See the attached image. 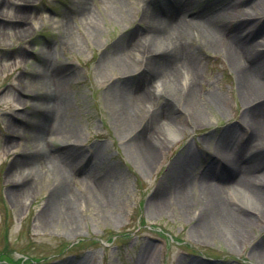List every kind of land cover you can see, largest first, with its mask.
<instances>
[{
    "label": "rangeland",
    "instance_id": "obj_1",
    "mask_svg": "<svg viewBox=\"0 0 264 264\" xmlns=\"http://www.w3.org/2000/svg\"><path fill=\"white\" fill-rule=\"evenodd\" d=\"M255 1L232 0L246 7ZM230 2L207 3L216 14ZM143 6L144 0H0V264H264V220L250 212L252 207L234 208L248 221L247 236L234 241L221 223L213 235H194L200 209L184 210L178 201V162L189 147L199 162L187 179L201 200L200 182L207 176L214 183L225 181L223 199L236 201L237 190L231 189L236 174L216 166L215 159H222L217 142L242 148L241 159L255 152L245 154L256 144L246 142L250 130L243 115L248 108L263 118L264 104H243L240 76L223 51L188 45L200 73L198 90L221 100L202 106L203 123L190 118L181 101L168 100L164 80L150 73L147 86L154 85L152 95L160 90L153 97L158 107L170 110L168 123L162 120L159 137L143 132L153 99L139 105L141 119L133 128L124 127L121 96L139 91L145 67L135 44L141 39L149 52L145 57L167 49L145 32L150 25ZM158 8V3L149 6L147 14ZM246 10L263 25L248 41L262 42L264 10L259 15ZM235 15L224 24L226 30L245 18ZM94 21L97 28L90 32L83 23ZM126 50L134 72L124 75L116 62ZM163 58H157L156 70ZM51 66L68 78L65 85L51 86L66 102L46 120L36 96L46 92L41 77ZM142 145L154 153L149 163L135 153ZM37 152H44L49 163L32 162ZM247 163L258 166L261 159ZM56 165L71 178L65 194L70 221L61 216L64 188L53 174ZM257 173L264 178V169ZM93 183L107 189L103 199Z\"/></svg>",
    "mask_w": 264,
    "mask_h": 264
},
{
    "label": "bare ground",
    "instance_id": "obj_2",
    "mask_svg": "<svg viewBox=\"0 0 264 264\" xmlns=\"http://www.w3.org/2000/svg\"><path fill=\"white\" fill-rule=\"evenodd\" d=\"M230 1L229 5L223 6L216 14H211L212 6L207 3L208 0H156L159 8L150 14H147L149 6H143L144 19L150 25L148 29H144L145 32L151 35L154 41L164 42L167 49L154 50L155 57H145V54L149 52L144 43L140 41L141 39L135 44L134 48L137 47L135 50H137L138 55L143 56L145 67L142 72H139L141 82L138 83V86L141 87L139 91L134 92L131 96L128 95V97L124 95L123 98V95L121 96V101L124 104L122 121H124L126 130L129 131L134 127L135 121L141 119L139 105L143 102L145 104L153 102V95L158 91L155 89L153 95L150 93V88L154 86L150 84L147 86L149 80L146 75L150 73L157 75L159 80H164V82H161V87L163 86L162 92H166L168 100L181 101L182 110L189 111L190 118L197 123H203L206 120L202 106L207 104L212 106L221 102L216 95L205 94L198 90L200 73L195 65L197 63L195 54L191 51V53H188V45L190 44L196 45L198 50L214 48L223 51L232 68L240 76L239 88L243 104L246 107L264 104V37L262 42L248 41V35L253 34L255 29L260 33L263 25H258L252 14H248L246 10L247 8L252 9L254 11L253 15L261 14L260 12L264 10V0H256L248 7L241 2L234 3L232 0ZM236 12H240V16L245 18L237 23L233 21L231 29L228 27V30H226L224 24L229 22L228 19L236 16ZM157 14L164 16L158 18ZM83 24H85L86 29L88 27L90 32H94L97 28L95 21L84 22ZM243 35H245L244 39H241ZM66 38L71 40L70 34L66 35ZM157 58H163L158 70H156V66H158ZM165 58H176L178 63L167 65L164 61ZM117 65H119L124 75L134 72V62L129 56V50H126L117 59ZM41 78V82L45 83L46 92L38 93L36 100L39 104L45 106L44 110L41 111L46 112L45 119L47 120L54 113L57 114V110L66 102V96H61L60 101L59 96L53 95L51 86L65 85L68 78L63 70L52 66L43 71ZM154 103L153 114L147 120L143 132L147 133L149 131L151 136L159 137L163 125L162 120L164 119L168 123L170 110L163 104L158 107V103L156 101ZM246 110L243 120L249 128L248 130H250L246 142L253 141L256 146L247 149L245 154L255 149L250 159L260 158L261 164L258 166L248 165L249 160L241 159L242 148L237 149L222 140L217 142V146H219L217 147L218 153L222 159H215L218 164L217 167L221 166L222 170H230V173L236 174L235 186L231 188L237 190L236 201H231L226 196L223 199L222 194L226 189L224 180L223 184L214 183L212 179L206 176L200 182V184L202 183V186H200L202 200L198 193L191 189V183H188L187 179L189 178V170L199 162L195 150L190 147L186 149L178 162L180 163L177 167L180 176L178 181L179 205L184 210H190L196 206L200 209L197 223L193 227L194 235L203 237L213 235V232L217 230L216 223H221L223 228L229 232L232 240L238 241L240 238L247 236L244 228L248 225V221L235 210L241 208V205L252 207L250 212L254 213L258 219L264 220V178L257 173L260 169H264V117L256 118L251 110L248 108ZM41 130L42 128L36 133L37 138L40 137ZM57 131L58 127L54 133L56 134ZM135 153L139 159H143L146 163H149L154 157L152 150L146 148L145 145L137 148ZM45 157L44 152H37L36 159L33 158L32 162L45 163L47 161L49 163V159ZM55 167L56 172L53 174L59 181V186L62 189L64 188L63 192L59 194L60 210L63 208L61 216L64 215L70 221L73 219L69 211L71 201L67 199L65 194L68 188V180L71 178L63 174L65 171L62 170L61 165ZM93 189L99 199H103L104 197L100 196H106V193H108L107 189L99 183H93ZM97 201L100 202L98 199ZM246 209L249 211V208ZM261 255L260 257L264 260V254Z\"/></svg>",
    "mask_w": 264,
    "mask_h": 264
}]
</instances>
